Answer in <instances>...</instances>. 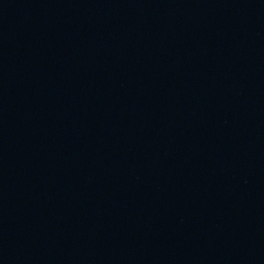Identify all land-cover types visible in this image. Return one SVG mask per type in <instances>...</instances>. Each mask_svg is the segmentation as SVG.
I'll use <instances>...</instances> for the list:
<instances>
[{
  "label": "water",
  "instance_id": "water-1",
  "mask_svg": "<svg viewBox=\"0 0 264 264\" xmlns=\"http://www.w3.org/2000/svg\"><path fill=\"white\" fill-rule=\"evenodd\" d=\"M0 264H264V0H0Z\"/></svg>",
  "mask_w": 264,
  "mask_h": 264
}]
</instances>
